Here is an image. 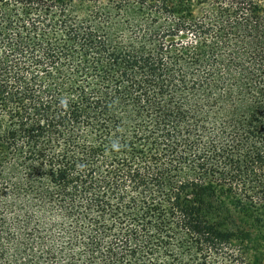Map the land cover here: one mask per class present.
Here are the masks:
<instances>
[{
    "label": "trees",
    "instance_id": "obj_1",
    "mask_svg": "<svg viewBox=\"0 0 264 264\" xmlns=\"http://www.w3.org/2000/svg\"><path fill=\"white\" fill-rule=\"evenodd\" d=\"M0 264H264V0H0Z\"/></svg>",
    "mask_w": 264,
    "mask_h": 264
},
{
    "label": "clouds",
    "instance_id": "obj_2",
    "mask_svg": "<svg viewBox=\"0 0 264 264\" xmlns=\"http://www.w3.org/2000/svg\"><path fill=\"white\" fill-rule=\"evenodd\" d=\"M113 147H116V145H114Z\"/></svg>",
    "mask_w": 264,
    "mask_h": 264
}]
</instances>
